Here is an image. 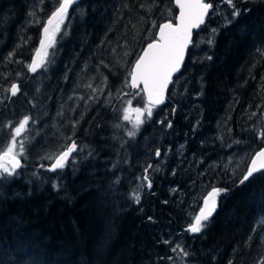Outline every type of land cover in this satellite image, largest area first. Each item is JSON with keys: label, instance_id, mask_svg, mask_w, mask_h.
I'll use <instances>...</instances> for the list:
<instances>
[{"label": "trees", "instance_id": "1", "mask_svg": "<svg viewBox=\"0 0 264 264\" xmlns=\"http://www.w3.org/2000/svg\"><path fill=\"white\" fill-rule=\"evenodd\" d=\"M233 2L238 18L223 0H211L217 12L195 34L167 104L152 108L129 137L134 129L122 112L133 97L129 72L160 25L175 22L174 0H81L35 76L26 65L59 0H0V125L14 128L32 118L23 168L0 176V264H257L264 258V179L239 185L242 177L231 174L212 179V186L185 184L186 176L196 181L189 170L238 152L250 153L249 164L264 147V0ZM89 82L99 89L97 99H90ZM13 84L20 94L10 100ZM134 96L146 104L142 92ZM221 122L224 142L210 148L207 138L220 133ZM69 137L78 151L64 169L48 172ZM184 141L186 157L196 162L189 170L190 160L179 164ZM148 165L151 189L143 179ZM213 187L226 189L218 210L192 235L183 228V202L199 190L198 213ZM176 233L187 238L186 259L164 243Z\"/></svg>", "mask_w": 264, "mask_h": 264}, {"label": "snow or ice", "instance_id": "2", "mask_svg": "<svg viewBox=\"0 0 264 264\" xmlns=\"http://www.w3.org/2000/svg\"><path fill=\"white\" fill-rule=\"evenodd\" d=\"M77 2L78 0H59L58 7L55 8L50 18L47 20V26L43 28V33L48 40L49 47L54 43L55 34L60 31V26L66 19L69 9ZM174 2L180 10L176 17L178 23L173 24L171 21H168L160 25L157 30V37L149 42L142 53L137 56L135 63L132 65V70L129 72L131 86L147 95L149 105H156L163 102L165 90L172 82L173 74L179 70L183 63L185 52L188 45L192 42V30L194 28H199L200 25L205 22L209 10L213 8L212 3L207 2V0H174ZM223 2L232 9L231 15L233 18H238L240 16V10L236 8L233 0H223ZM125 7H127V5H125ZM140 7L143 8L144 5L141 4ZM29 15L35 16V13L30 12ZM225 19L227 23H231V20H227V17H225ZM153 27H155V22H153ZM211 31L215 34L217 30L212 29ZM208 43L212 44L213 41L209 40ZM44 48L45 43L42 40L40 49L43 50ZM41 50L37 51V57L41 56ZM124 54L128 55L127 52ZM14 55V52H10L8 58L11 59ZM46 57L47 52H44V58L40 60L33 59L32 62L27 65L28 70L35 73L39 68L44 67ZM208 59H211V57H208ZM104 79L106 81L107 78L105 77ZM262 81H264V77H262ZM84 86L92 90L93 95L90 99H97L95 94L99 89L93 88L91 82ZM8 91L11 96H17L20 91L19 85L13 84ZM79 99L83 100L84 97L81 96ZM135 111L139 116L137 117L136 123L133 125L134 130L128 131L127 133L129 137H134L137 131H139L140 125L144 123L143 119L140 118L144 115V111L147 112L149 118L152 116L151 107L144 110L136 108ZM256 114L257 113L254 112L252 115L255 116ZM31 119L30 116H24L19 124L12 129L13 138L10 140L9 145L5 149H0V176L5 174L7 176H14L16 174V169L21 167V161L17 158L15 151L17 146L15 137H19L26 130V126L29 125ZM124 119L128 120L129 117L125 115ZM7 126L12 128L11 124ZM73 127H75V122L73 123ZM167 127L171 128L172 124L169 122ZM259 136L264 137V132H261ZM69 140H71V137H69ZM236 143H239V141ZM78 147L75 140H71V143L55 158L54 163L51 164L48 170L55 172L57 169H64L72 153L78 151ZM19 151L20 153L24 151L23 141L20 142ZM156 156H160L159 150H157ZM40 167L43 168L45 166L41 164ZM151 167V165H148V167L145 168V175L143 178L147 181L146 187L149 189H151L152 183L148 178L147 172ZM255 179H264V148H261L255 153L249 162L247 170L238 183L239 185H245L250 180ZM115 183H119L118 178ZM223 191H226V189L212 188L205 197L203 207L195 217L194 222L189 224L186 231L192 234L202 232L206 227L204 222L208 221L216 211V198ZM132 199L135 203L139 204L141 199L139 192L133 191ZM261 222L264 223V218H261ZM164 243L167 244L170 243V241L166 240ZM171 251L174 253L179 251L185 259L189 255V252L185 251L180 244L174 246ZM169 259L171 260L172 258L169 257ZM257 264H264V258L258 260Z\"/></svg>", "mask_w": 264, "mask_h": 264}, {"label": "rangeland", "instance_id": "3", "mask_svg": "<svg viewBox=\"0 0 264 264\" xmlns=\"http://www.w3.org/2000/svg\"><path fill=\"white\" fill-rule=\"evenodd\" d=\"M45 1L46 0H42V5L45 3ZM49 1H52L53 2L55 0H49ZM213 11L214 12H217V8H216L215 4L213 5ZM35 14H36V12H35ZM64 21H63V23H64ZM32 22L35 25L40 24L41 19L39 17V14H37L35 16V18L32 19ZM63 23L60 26V31L62 29ZM59 32H57L55 34L54 43L52 44V46L47 51L46 63L44 64V67L48 64V59L50 58L49 57V54H50L51 49L56 46V37H57V35H58ZM33 53H35V51ZM28 64H30V62ZM27 69H28V67H27ZM131 94H132V90H131ZM134 97L135 96L133 95V97H130L129 100H126L125 105L123 106V109H122V112H123V121L126 124H128V125L130 124L131 127H133V125L136 123L137 117L139 116V114L135 111V109L136 108H140V109L144 110V109L150 107L147 104H145V105L139 104L138 101L136 99H134ZM10 100H12L11 97H10ZM151 111L153 112L152 107H151ZM125 115H127L129 117L128 120H125L124 119V116ZM190 115H191L190 113H187L185 119L186 120L187 119H190L191 118ZM146 116H147V112L144 111V115L142 117H140V118L143 119V121H144V118ZM222 124L223 123L221 122V125H219V128H220V133L219 134H217V135H210L207 138V140H208L207 141V145L210 148H214V146H216L217 144H220V143H223L224 142L223 141V138H225L224 134H226V133L221 132L222 130H224ZM7 125H9V124L6 123V125H5L4 128H3L4 125H2V124L0 125V149H5L9 145L10 140L13 138V133H12V129L13 128H9ZM192 130H194V128H192ZM54 131L56 132V130H54ZM24 137H25L24 132L19 137H15V139L17 140V146H16V150L15 151H16L17 157H19V158H21V156L23 155V153H20L19 149H20V142L21 141H23V145L25 144ZM186 139H185V141H186ZM185 141L184 142H181L179 144V146H178V148H179L178 149V151H179V159H180L179 160V164H180V166H182L183 161H185V160H188L189 161L190 160L188 162V164L185 165V167L189 170V169H191L193 167V163H196V162H195V159L194 158L189 159V158L186 157L185 152H187V148H186ZM55 158H56V156L53 159H51L50 163H52L55 160ZM249 158H250V153H247V152H238L237 154H234V155H232L230 157H226V158L223 157V158H221L219 160H215L213 163L205 164L199 170L198 169L197 170H194V169L193 170H189L188 172L191 173L190 176L191 175H195L194 178H196L195 179L196 181H193L192 180L189 183L188 182L189 176H186V178H185V184L187 186H191L192 184L196 183L194 186L193 185L191 186L193 188L194 187H197V188H199V187H205L209 183L212 186L213 175H215L217 177L219 175L223 176V175H231V174H233V175L238 176L240 178V177H242V175L245 173V171L247 169L246 167L248 166L247 164H248ZM200 163L201 162H199V164ZM173 174L174 175H177L178 174V170H176ZM174 191L177 192V193H181L178 190H173V192ZM182 191H184V189ZM179 195H181V194H179ZM204 197H203V199H204ZM189 198H190V200H189ZM189 198L186 201L183 202V204H185V206H186L185 212H186V215H187L186 216V221L184 222V225H183V228L185 230L188 228V226H189L190 223L194 222V219H195V217L197 215L196 207L198 206V200L200 198L199 190L198 191L197 190L193 191L192 192V196H190ZM203 199H202V201H203ZM186 239L187 238L184 237V233H176L175 235L171 236V238L169 239V241H170L169 245H172V247H174L177 244H180L184 248L185 247L184 246V241H186Z\"/></svg>", "mask_w": 264, "mask_h": 264}, {"label": "water", "instance_id": "4", "mask_svg": "<svg viewBox=\"0 0 264 264\" xmlns=\"http://www.w3.org/2000/svg\"><path fill=\"white\" fill-rule=\"evenodd\" d=\"M80 1H81V0H78V2H77L76 4H73V5H72V7H71V8L69 9V11H68V14L71 12V10H72V9H73V8H74V7L80 2ZM210 1H211V0H207V2H210ZM174 5H175V9L177 10V16H178L180 10H179L178 6L175 4V2H174ZM212 12H213V8H212L211 10H209L208 16L205 18V22H204L203 24H201L199 28H194V29L192 30V42L188 45V48H187V50H186V52H185V56H184L183 63L181 64L179 70H178L176 73L173 74V76H172V82L168 85V88L165 90V94H164L163 102H162V103H159V104H156V105H149V104H148V98H147V95H146L145 93L142 92L143 95H144L145 102H146L147 105H149V106H151V107H154V108H162V107H164V106L167 104V100H168V95H169L170 89H171V87H172V85H173L175 79H176L177 77H179V76L181 75V73L183 72V68H184V66H185V64H186V61H187V58H188L189 50L191 49V47H192V45H193L194 36H195L196 33H198V32H199V31H200V30L206 25V23H207V21H208V19H209V17H210V15H211ZM68 14H67V16H68ZM49 18H50V17H49ZM49 18H48V19H49ZM176 23H178L177 19L175 20V22H174L173 24H176ZM45 26H47V21H46L44 27H45ZM44 27H43V28H44ZM42 40H43L44 43H45V48H44L43 50L40 49L41 41H42ZM49 48H50V47L48 46V40L45 38L44 33H43V29H42L41 39H40L39 45H38V47H37L35 53L33 54L32 60H33V59L40 60V59L44 58V52H47V51L49 50ZM145 48H146V47H145ZM38 50H41V56H40V57H37V56H36V53H37ZM32 60L30 61V63L32 62ZM41 68H42V67H41ZM41 68H39V69L37 70V72H35V73H32V72L29 71L30 75H31V76H35V75L41 70ZM17 85H19V84H17ZM130 88H131V90H132V94H131L132 96L135 95L136 93H138V92L140 91L139 89H135V88H133V87L131 86V82H130ZM19 94H20V91L18 92L17 96H11V94H10V97H11V99H14V98H17V97L19 96ZM0 118H1V114H0ZM76 152H77V151H76ZM76 152H73V153H72V155H71V157L69 158L67 164L70 162V160L73 158V156H74V154H75ZM17 158L21 161V167H19V168L16 169V171H19L20 169L23 168V162H22V160H21L19 157H17ZM52 163H54V161H53ZM52 163H51V164H52ZM67 164H66V165H67ZM50 166H51V165H50ZM50 166H49V167H50ZM49 167H47L46 170H47L48 172H50V173H56V172H58V171L61 170V169H57L55 172H53V171H49V170H48ZM204 199H205V198H204ZM203 201H204V200H203ZM216 202H217V207H216V211H217V209H218V197L216 198ZM202 207H203V203H202ZM216 211H215V212H216ZM215 212L213 213V215L215 214ZM213 215H212L210 218H212ZM210 218H209V219H210Z\"/></svg>", "mask_w": 264, "mask_h": 264}, {"label": "flooded vegetation", "instance_id": "5", "mask_svg": "<svg viewBox=\"0 0 264 264\" xmlns=\"http://www.w3.org/2000/svg\"><path fill=\"white\" fill-rule=\"evenodd\" d=\"M160 155H161V153H160ZM160 157H157V159H159ZM216 178V176L215 175H213V179H215ZM212 182H214V180L212 181Z\"/></svg>", "mask_w": 264, "mask_h": 264}, {"label": "bare ground", "instance_id": "6", "mask_svg": "<svg viewBox=\"0 0 264 264\" xmlns=\"http://www.w3.org/2000/svg\"><path fill=\"white\" fill-rule=\"evenodd\" d=\"M218 205H219V203H218ZM218 210V209H217ZM216 213V212H215ZM214 216V215H213ZM192 235H194V234H192Z\"/></svg>", "mask_w": 264, "mask_h": 264}]
</instances>
